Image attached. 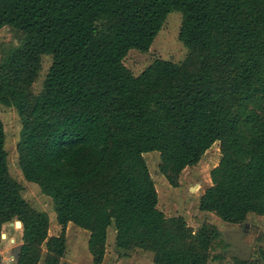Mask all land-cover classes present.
<instances>
[{
	"label": "trees",
	"instance_id": "1",
	"mask_svg": "<svg viewBox=\"0 0 264 264\" xmlns=\"http://www.w3.org/2000/svg\"><path fill=\"white\" fill-rule=\"evenodd\" d=\"M174 11L185 58H155L135 75L124 58L148 52ZM5 26L21 38L0 57V104L19 116L18 165L51 198L60 225L49 236L48 214L10 175L0 119V241L2 226L19 220L14 264H62L68 223L88 232L93 264L104 260L109 227L122 255L208 264L229 244L214 225L193 229L157 208L150 151L177 187L217 143L199 210L243 227L249 213L264 216V0H0ZM43 56L51 63L35 92ZM256 261L234 255V264Z\"/></svg>",
	"mask_w": 264,
	"mask_h": 264
},
{
	"label": "rangeland",
	"instance_id": "2",
	"mask_svg": "<svg viewBox=\"0 0 264 264\" xmlns=\"http://www.w3.org/2000/svg\"><path fill=\"white\" fill-rule=\"evenodd\" d=\"M181 14L171 12L167 15L162 28L155 36L149 51L141 53L136 49H130L124 58V65L135 75L139 74L155 58L181 61L185 58L187 50L178 39ZM21 34L5 26L0 28V57L10 47L19 43ZM51 63L49 56H43L42 70L37 81L33 84V90L38 92L41 88L43 77ZM0 119L4 125L7 165L10 175L22 186V196L36 210L45 211L50 220L49 236L57 235L60 225L56 222L52 200L41 192L35 183L25 180L18 165L16 145L19 140L20 120L12 106L0 104ZM150 175L154 181L158 194L157 208L166 216H182L186 223L193 229H197L203 222H208L218 228L222 237L226 238V231H243L244 227L226 223L215 214L204 212L198 208V200L204 190L211 185L210 170L217 165L220 159L218 144L214 143L202 156L200 161L193 166L186 167L179 176L177 187L171 186L160 174L159 153L150 151L143 154ZM4 224L1 233L5 237L0 241V264H14L15 256L21 242V231L19 223L15 225ZM247 231L242 240L254 243L251 258L248 262L256 261V250L258 246H264V216L249 213L246 217ZM66 252L62 257V264H93L91 255L87 248L88 232L82 228L68 223L65 229ZM231 246L217 247L211 251V259L208 264H234V254L230 251ZM258 264L260 260L256 261ZM39 264H42L41 262ZM101 264H155L152 254L147 251L136 249L122 255L115 248V231L113 227L108 228L106 252Z\"/></svg>",
	"mask_w": 264,
	"mask_h": 264
},
{
	"label": "water",
	"instance_id": "3",
	"mask_svg": "<svg viewBox=\"0 0 264 264\" xmlns=\"http://www.w3.org/2000/svg\"><path fill=\"white\" fill-rule=\"evenodd\" d=\"M20 224L19 227H21V222L19 220H15V225ZM10 225H13V222L9 223ZM248 224L245 223V227L243 231H237V230H229L226 231L225 235V241L227 244L231 246L230 251L236 256V258L240 261L247 262L251 258L254 243L247 244L242 240V236L247 231ZM5 234H1V238H4Z\"/></svg>",
	"mask_w": 264,
	"mask_h": 264
}]
</instances>
